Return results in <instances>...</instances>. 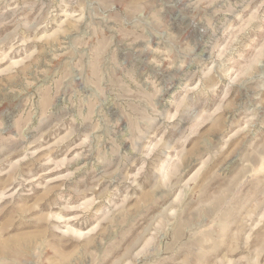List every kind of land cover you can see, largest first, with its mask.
<instances>
[{"label":"rangeland","instance_id":"1","mask_svg":"<svg viewBox=\"0 0 264 264\" xmlns=\"http://www.w3.org/2000/svg\"><path fill=\"white\" fill-rule=\"evenodd\" d=\"M0 264H264V0H0Z\"/></svg>","mask_w":264,"mask_h":264}]
</instances>
